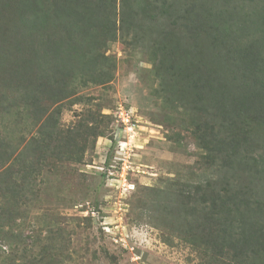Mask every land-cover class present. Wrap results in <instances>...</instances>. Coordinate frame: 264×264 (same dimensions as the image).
Returning a JSON list of instances; mask_svg holds the SVG:
<instances>
[{
	"label": "rangeland",
	"instance_id": "rangeland-1",
	"mask_svg": "<svg viewBox=\"0 0 264 264\" xmlns=\"http://www.w3.org/2000/svg\"><path fill=\"white\" fill-rule=\"evenodd\" d=\"M129 39L119 30L85 64L62 55V69L41 61L37 81L0 83V264H234L216 246L233 203L203 132L210 97L195 113V93L169 97ZM96 57L105 67L83 68ZM255 117L247 147L258 156ZM223 120L212 115L215 133Z\"/></svg>",
	"mask_w": 264,
	"mask_h": 264
},
{
	"label": "trees",
	"instance_id": "trees-1",
	"mask_svg": "<svg viewBox=\"0 0 264 264\" xmlns=\"http://www.w3.org/2000/svg\"><path fill=\"white\" fill-rule=\"evenodd\" d=\"M240 1L0 0V83L37 81L42 62L57 58L55 66L67 65L62 55L85 64L88 54L99 55L94 53L123 30L129 48L151 53L158 74L172 86L169 97L195 93L194 113L210 97L213 114L202 111L203 132L225 165L222 199L233 203L216 246L219 254L229 250L234 264H264V155L247 147L255 142L247 127L252 116L261 118L264 141V0H246L247 7ZM203 38L207 51L198 44ZM97 62L83 68L105 67ZM212 115L223 117L224 132H214Z\"/></svg>",
	"mask_w": 264,
	"mask_h": 264
},
{
	"label": "built area",
	"instance_id": "built-area-1",
	"mask_svg": "<svg viewBox=\"0 0 264 264\" xmlns=\"http://www.w3.org/2000/svg\"><path fill=\"white\" fill-rule=\"evenodd\" d=\"M118 110H120L119 111V116L122 118V121L124 122V123H126V125H128V126H130V115L126 112V114H125V110H123L122 109V107H119L118 108ZM125 114V115H124ZM126 143V142H125ZM120 166H122V165H120ZM123 166H126V163L125 164H123Z\"/></svg>",
	"mask_w": 264,
	"mask_h": 264
}]
</instances>
